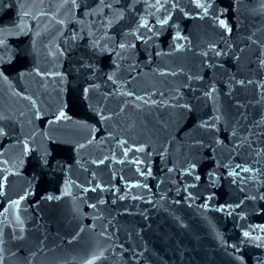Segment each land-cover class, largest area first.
<instances>
[{
  "label": "water",
  "instance_id": "95a60500",
  "mask_svg": "<svg viewBox=\"0 0 264 264\" xmlns=\"http://www.w3.org/2000/svg\"><path fill=\"white\" fill-rule=\"evenodd\" d=\"M0 264H264V0H0Z\"/></svg>",
  "mask_w": 264,
  "mask_h": 264
},
{
  "label": "snow or ice",
  "instance_id": "6c2138e0",
  "mask_svg": "<svg viewBox=\"0 0 264 264\" xmlns=\"http://www.w3.org/2000/svg\"><path fill=\"white\" fill-rule=\"evenodd\" d=\"M224 27H226L227 28V25L225 24V22L224 21H221L220 22ZM62 115V114H61ZM245 235H248L247 233H245Z\"/></svg>",
  "mask_w": 264,
  "mask_h": 264
}]
</instances>
